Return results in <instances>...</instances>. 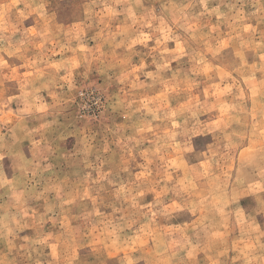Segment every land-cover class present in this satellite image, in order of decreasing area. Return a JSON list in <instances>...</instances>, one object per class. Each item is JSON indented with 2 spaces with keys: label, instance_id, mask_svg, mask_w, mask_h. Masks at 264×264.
<instances>
[{
  "label": "rangeland",
  "instance_id": "1",
  "mask_svg": "<svg viewBox=\"0 0 264 264\" xmlns=\"http://www.w3.org/2000/svg\"><path fill=\"white\" fill-rule=\"evenodd\" d=\"M0 264H264V0H0Z\"/></svg>",
  "mask_w": 264,
  "mask_h": 264
}]
</instances>
